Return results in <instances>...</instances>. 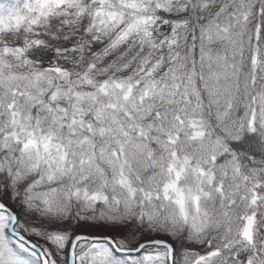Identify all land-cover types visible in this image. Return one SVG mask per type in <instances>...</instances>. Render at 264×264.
I'll list each match as a JSON object with an SVG mask.
<instances>
[{
	"label": "snow or ice",
	"instance_id": "1",
	"mask_svg": "<svg viewBox=\"0 0 264 264\" xmlns=\"http://www.w3.org/2000/svg\"><path fill=\"white\" fill-rule=\"evenodd\" d=\"M0 264H264V0H0Z\"/></svg>",
	"mask_w": 264,
	"mask_h": 264
}]
</instances>
